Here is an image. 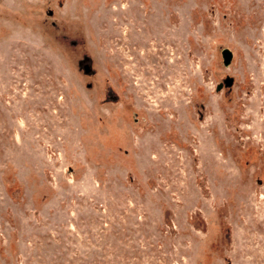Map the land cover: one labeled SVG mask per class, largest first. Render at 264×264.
Listing matches in <instances>:
<instances>
[{"label": "rangeland", "instance_id": "rangeland-1", "mask_svg": "<svg viewBox=\"0 0 264 264\" xmlns=\"http://www.w3.org/2000/svg\"><path fill=\"white\" fill-rule=\"evenodd\" d=\"M0 264H264V0H0Z\"/></svg>", "mask_w": 264, "mask_h": 264}, {"label": "water", "instance_id": "water-1", "mask_svg": "<svg viewBox=\"0 0 264 264\" xmlns=\"http://www.w3.org/2000/svg\"><path fill=\"white\" fill-rule=\"evenodd\" d=\"M221 56H222V65L223 66H227L230 62V59H231V52L227 49V48H222L221 51ZM222 83L225 87H230L231 83H232V78L231 77H225L223 80H222ZM221 87V84H218L216 86V90H218L219 88Z\"/></svg>", "mask_w": 264, "mask_h": 264}]
</instances>
